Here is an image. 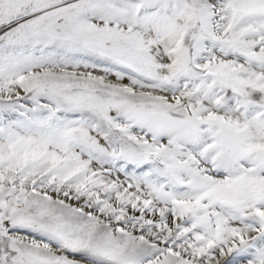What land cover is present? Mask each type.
<instances>
[{
    "label": "snow or ice",
    "instance_id": "obj_1",
    "mask_svg": "<svg viewBox=\"0 0 264 264\" xmlns=\"http://www.w3.org/2000/svg\"><path fill=\"white\" fill-rule=\"evenodd\" d=\"M0 264H264V0H0Z\"/></svg>",
    "mask_w": 264,
    "mask_h": 264
}]
</instances>
